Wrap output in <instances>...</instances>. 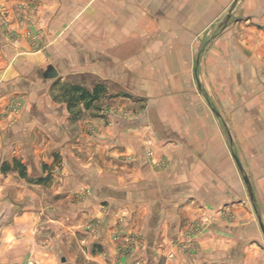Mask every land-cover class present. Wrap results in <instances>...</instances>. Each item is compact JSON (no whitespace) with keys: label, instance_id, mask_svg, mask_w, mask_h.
<instances>
[{"label":"crops","instance_id":"0c3cea01","mask_svg":"<svg viewBox=\"0 0 264 264\" xmlns=\"http://www.w3.org/2000/svg\"><path fill=\"white\" fill-rule=\"evenodd\" d=\"M228 2L0 0V158L29 159L31 179L46 176L41 153L64 161L62 211H37L19 171L0 183L14 193L0 198V264H264V201L247 209L243 164L245 145L264 159V0H237L233 32L210 43L206 69L230 84L217 110L190 86V36ZM145 102L130 118L96 108Z\"/></svg>","mask_w":264,"mask_h":264},{"label":"rangeland","instance_id":"374dc122","mask_svg":"<svg viewBox=\"0 0 264 264\" xmlns=\"http://www.w3.org/2000/svg\"><path fill=\"white\" fill-rule=\"evenodd\" d=\"M237 0H229L228 3L224 5L225 8L222 9V12L220 14V17L214 18V21L209 24V26L205 25V29L198 33L192 34L190 36L191 40V46L194 48L192 51L193 53V70H192V82H191V89L194 97L196 96L199 98L201 101H205L206 106L209 107L210 110H217V105L220 103V101L224 98L223 95H225L224 90L227 89V85L229 86L230 84L227 81H218L217 79H213L212 74L209 72L208 73V54L210 51L213 49L210 43L214 42V40H219L220 38L224 37L227 35L230 31L233 32V27L234 25V16L233 13L229 15V11L232 12V9L234 8L233 5L236 3ZM238 3V2H237ZM236 3V4H237ZM236 6V5H235ZM236 9V8H235ZM210 67V66H209ZM207 68V69H206ZM164 85V84H163ZM165 89V92H170L171 91V84L168 86H162ZM170 88V89H169ZM171 94V93H169ZM62 95V91L60 93ZM67 97V95H65ZM70 96V95H69ZM186 101V100H185ZM161 103V102H160ZM163 103H166L167 105H170L172 101L170 102H162L161 106ZM178 103H185L183 100L178 101ZM152 105V103H144L139 108H137L135 103H123L120 106H117L116 104H98L96 108L99 109L98 113H103V116L108 117V115L112 114L113 116L119 117L122 116L124 117H134L139 114V112L143 109H146L147 106ZM13 106V107H12ZM11 107L8 108V111L6 110L3 114L6 120L12 121L15 120V116L17 113L20 111L21 106L20 102L16 101ZM153 106H155L156 111L161 112V114H164L167 112L163 107L159 108V103L154 102ZM144 107V108H143ZM160 114V115H161ZM221 123V122H220ZM91 133L95 135L96 137L98 134V130L94 127L93 129L91 128ZM147 141L148 144L151 145V137H154V133H152V130L149 129L147 132ZM74 142V140H72ZM153 141V140H152ZM72 142V143H73ZM37 145L41 146L42 142H36ZM8 146V145H6ZM236 146L238 147L237 150H239V146L237 145H231L229 144V151L233 154L234 151H236V148L233 149V147ZM45 147V146H44ZM247 146H244V171L247 177L246 181V186L247 190L245 193V198L244 200L247 202V209L250 211L255 212L256 205L254 200H257L258 198L264 201V191L261 194L260 192L255 191V186H254V179L256 176V168L259 166L264 167V159H252L249 158V154L247 151ZM43 148V147H42ZM44 150V148H43ZM153 150V149H152ZM150 150L148 152V157L149 158H156L154 150ZM47 153V151H45ZM45 153V154H46ZM41 157H35L34 160H37V165L35 166L40 167L39 173L45 174L44 175H35L34 178H30L28 174H26V170L29 168L31 163L29 162V159H25L23 156L20 159H11L10 156L8 157H1L0 158V183L4 181V178L6 180H9L10 182L13 181L12 178V170H15L16 172L19 171L20 178L25 180L27 183L30 182L33 183L32 185L36 186V188L33 189H28L26 191L27 197L31 196H36L37 199H35L36 205L34 206L35 208L38 207L40 208L39 211L40 213H49L53 211H62L63 209H60V204H54L52 203V197L55 196L57 193L55 191H59V189H53L51 187V184L55 177L53 176V170L56 171L58 169L57 174H59V171H61V164L64 162L62 159L63 157L61 155H52L49 156L48 154L44 156L43 153H41ZM159 155V154H158ZM249 158V159H248ZM23 161V162H22ZM236 161H234L235 163ZM37 170V169H36ZM60 175V174H59ZM3 176V177H2ZM240 181L244 183L243 180V174L241 173ZM11 178V179H10ZM241 182V183H242ZM58 195V194H57ZM242 195V194H241ZM2 197L7 200H11L14 197V193L9 190H2L0 191V198ZM25 203V202H24ZM10 207H7L9 210ZM28 208V207H25ZM59 208V209H58ZM264 209V207H263ZM256 214V213H255ZM226 218H231L232 219V213L227 212L225 215ZM95 221H93L94 223ZM40 224L42 225L43 228H49L48 226L50 225L49 221L47 219L41 220ZM96 224H91L90 227H94ZM196 229V228H195Z\"/></svg>","mask_w":264,"mask_h":264},{"label":"water","instance_id":"95a60500","mask_svg":"<svg viewBox=\"0 0 264 264\" xmlns=\"http://www.w3.org/2000/svg\"><path fill=\"white\" fill-rule=\"evenodd\" d=\"M46 76L49 78L57 76V72H56L55 68L50 67V70L46 73ZM246 181H247V179H246Z\"/></svg>","mask_w":264,"mask_h":264}]
</instances>
